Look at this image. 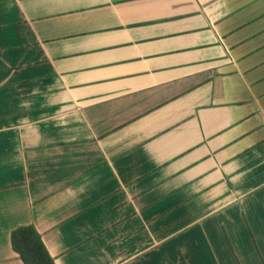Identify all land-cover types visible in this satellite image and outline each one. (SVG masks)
<instances>
[{"label": "crops", "instance_id": "obj_1", "mask_svg": "<svg viewBox=\"0 0 264 264\" xmlns=\"http://www.w3.org/2000/svg\"><path fill=\"white\" fill-rule=\"evenodd\" d=\"M264 264V0H0V264Z\"/></svg>", "mask_w": 264, "mask_h": 264}, {"label": "trees", "instance_id": "obj_2", "mask_svg": "<svg viewBox=\"0 0 264 264\" xmlns=\"http://www.w3.org/2000/svg\"><path fill=\"white\" fill-rule=\"evenodd\" d=\"M10 245L23 264H55L33 225H22L10 232Z\"/></svg>", "mask_w": 264, "mask_h": 264}]
</instances>
